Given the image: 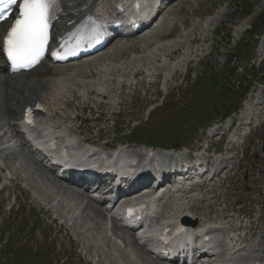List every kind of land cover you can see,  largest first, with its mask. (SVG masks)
Here are the masks:
<instances>
[{"label":"rangeland","instance_id":"obj_1","mask_svg":"<svg viewBox=\"0 0 264 264\" xmlns=\"http://www.w3.org/2000/svg\"><path fill=\"white\" fill-rule=\"evenodd\" d=\"M262 18L264 19V0H179L165 10L154 25L141 36L132 38L125 43H117L106 52V55L85 62L82 66L83 72L88 73V70H90V77L80 75L77 80L72 79L74 77H69L68 87L59 96H49L46 100L58 115L65 116V124L68 125L70 132L84 134L85 137L95 139V141L99 138L98 144L106 143L115 146L119 143L134 142L132 143L133 146H130L131 144L125 145L130 149L136 147V151L139 152L142 148L136 142L146 144L145 139L147 137L153 140L151 137L160 139L170 135L175 142H164L160 145L182 146L184 144V146L191 148L197 147L199 144L204 147L207 143L219 150L221 144H217V140L211 138L217 126L205 130L210 135L208 139L205 138V131L200 127L210 125L212 122L216 123L221 120L220 118L235 110L237 108L236 100L243 90L241 87L237 88V85L233 86V97L225 102L221 92L207 85L205 80L200 82L199 79H205V75L210 74L209 67L220 70L222 67L227 66L228 61H230L229 68L236 66L237 63L230 56L232 50H236L235 54H237V50L241 51V48L244 47L241 46L245 42L244 40L250 38L249 33L246 31L251 25L259 30L264 22ZM257 42V48L254 51H251L249 47L246 50V55L249 54V57L252 58L249 64L254 62V65H256L259 60H264V29L262 37ZM175 48L179 49L178 53H171ZM119 51L122 55H117L115 62L110 64L108 61L113 60L114 58L111 57L118 54ZM171 55L172 59L168 60L167 57ZM187 61H191V64L187 67L193 71L192 80L183 83L188 82L186 86H183L185 88L181 87L179 90H174L173 88L179 84L181 75L185 72ZM236 62L238 61L236 60ZM231 63L233 65H230ZM136 66H143L151 73L160 72V79H156L158 83L150 88V92L147 95L133 96L131 103L129 102V96L124 95L126 100L125 110L120 115L112 117V119H115L114 124H108V126L102 124L103 130L98 136L97 134H91L85 125H79L78 119H84L86 116L85 113H82L84 106L93 107L95 110L99 108L105 113H110L109 110L113 109L115 102L121 97V94L118 93L119 89H116L124 81L120 75L121 68ZM194 67L196 69H193ZM249 67L250 65H248ZM56 70L57 67L49 68L47 65H42L35 71L12 80L8 84L3 82L4 77L0 74V93L5 91L10 94H8L10 98L7 99L2 98L3 95L0 94V130L9 120L4 113L5 106L13 107L14 105L15 107L16 97L20 98L29 86H36L33 84L35 81L39 82L48 76H58ZM194 70L199 72L195 75ZM237 70L240 76L243 75L244 70H242V67ZM127 77L125 82H131V76ZM187 77H189L188 74L185 76V80ZM140 80L141 78L135 79L137 82ZM198 81L200 84L193 90L192 87ZM256 85L258 84L256 83L253 87ZM253 87L248 93L253 90ZM258 87L255 90L256 92L260 88L264 92L262 84ZM89 89L108 93L111 103L101 102L97 94L93 95L94 92L88 95L87 91ZM155 91L159 93L157 99H155ZM177 91L181 93L177 94ZM160 95L161 97H159ZM162 96H165L164 104L158 108ZM248 96L246 95L245 99ZM253 106L254 113L261 111L262 105L252 104ZM154 107L155 109L147 116L148 111ZM237 115L238 113L233 114L230 118L236 120ZM75 117L77 120H73ZM101 118L104 119L105 115L103 114ZM251 121L254 122L249 128H246L247 130H251V126L256 122L254 119ZM91 124H94V122H91ZM78 125L79 127H77ZM140 125H145L146 128L145 131L143 129L141 134H138L140 141H137L134 140L136 136L134 132L135 129L138 130L141 127ZM254 134L247 141L244 140V144L240 147L243 153L242 159L239 158L241 153L239 150L237 151L234 144L229 146V148H233L232 155L235 156L234 158L238 160V163L240 162V167L237 169L238 163H236V167L227 176L226 183L219 182L220 180L212 182L210 186L213 189L212 194L208 196L214 195L221 198L226 196L224 199L226 206L224 201L219 199L212 208L213 212L219 213L222 211V215L232 214L231 210L242 206L244 213L249 215L246 220L247 224L253 227V221L260 215L261 223L258 226L261 227L264 225V127ZM226 146L227 144L224 142V148ZM16 147H18V149H15L16 151L9 153L8 160L3 161L5 164L9 163L10 166L11 164L14 165L12 167L4 165V170L10 176L18 178L19 189L9 187L11 197L0 198V264H11L14 261L15 257L13 258L7 252L23 245L24 237L29 239L24 244L27 248L42 254L43 264L56 263L53 259L54 256L58 260L64 253H68L70 256L62 264H86V261L88 262V259L91 258L98 259L95 260L96 263L92 264H119L120 251L108 250V240L105 238V241L102 238L103 225L101 218H97L92 210L84 209L83 205H80L81 211L78 215H74V209H78L77 205L83 204L82 201L78 197L62 196L63 192L59 189L63 185L49 179L42 169L38 170L35 167V164V166L30 165L27 161L28 154L22 152L21 146ZM235 151L239 153L237 154ZM14 158L17 159L18 166L13 163ZM26 192L29 194L27 195ZM15 195L17 201L13 205ZM230 195H235L236 198L229 200ZM237 198H240V201H248L246 204L241 203L242 205L235 206L233 201ZM44 202L48 205L53 202L59 211L64 215H68L72 227L68 226L69 230L67 231L70 233L75 230L72 244L69 245L63 241V230L58 231L51 227L50 231H46L44 234H50L51 243L49 244L42 240L43 234L41 231L31 229L32 224L36 226L38 223L34 220V214L40 213V220H43L44 223L46 222L45 218L49 217L43 211V208L47 209ZM60 204L65 208L63 209L65 211L62 210ZM10 205H13V208L8 212ZM200 206L204 207L203 204ZM225 208H227L226 212L224 211ZM6 227H8V230H6ZM260 235L258 237H262V240L264 232ZM130 251L132 252L131 249ZM126 252L132 260V256L135 255ZM261 252H264V248ZM12 253L15 255V252ZM24 256H26L24 257L25 261L28 262L30 258L27 254H24ZM144 261L146 264H152V259L147 261L144 259Z\"/></svg>","mask_w":264,"mask_h":264},{"label":"snow or ice","instance_id":"obj_2","mask_svg":"<svg viewBox=\"0 0 264 264\" xmlns=\"http://www.w3.org/2000/svg\"><path fill=\"white\" fill-rule=\"evenodd\" d=\"M14 5H18V15L3 37V47L14 68H28L46 49L49 20L57 0H0V20Z\"/></svg>","mask_w":264,"mask_h":264},{"label":"bare ground","instance_id":"obj_3","mask_svg":"<svg viewBox=\"0 0 264 264\" xmlns=\"http://www.w3.org/2000/svg\"><path fill=\"white\" fill-rule=\"evenodd\" d=\"M77 2L78 1H80V0H76ZM94 3H95V0H86L83 4H77V6H76V8L73 10L74 12L75 11H79V10H81L82 9V7H86V8H93V6H94ZM162 12V11H161ZM160 12V13H161ZM141 36V35H140ZM139 37V36H138ZM114 52V51H113ZM100 54H102L101 56H100ZM106 55L107 53L106 52H104L103 53V51L101 52L100 51V53H98V54H95V55H92L91 56V60H93V59H95L96 57H102L103 55ZM114 54V53H113ZM99 55V56H98ZM107 58V57H106ZM111 60V59H110ZM98 61H100V60H98ZM103 61V60H102ZM108 61V60H107ZM109 62V61H108ZM107 63V62H106ZM105 64V63H104ZM82 65H83V60H78L77 62H75V63H72V64H70V66H67V65H65L64 67H68V69H75L74 70V72H73V74H70L71 76L72 75H76V76H78V75H84V74H87L88 75V73H85V72H83V70H82ZM61 67H63V66H61ZM106 67V66H105ZM64 70H67V69H62V71H64ZM80 72V73H79ZM86 72H88V71H86ZM59 79L58 80H61V77H58ZM14 82V81H13ZM31 85V84H30ZM46 87H48V86H46ZM47 90V89H46ZM33 91V90H32ZM47 92V91H46ZM90 92H92V91H90ZM49 95H50V93L49 92H47ZM0 94H2L3 95V97L2 98H10L9 97V95H7L6 93H5V91H3V93H0ZM38 94H39V92L38 91H33V92H28L27 93V96L26 97H23L22 99H21V101H22V103H21V106H24L25 104H27L28 102V100L29 99H33V98H37L38 99ZM253 100H252V98H250L249 100H247L246 101V103H245V106H246V108L248 109V111L244 114H241L239 117H240V119H239V121H241V122H239L238 124H237V126L235 127V129L233 130V134H234V136H239V134L241 133V130H242V127H243V123H242V121L244 120V119H248V118H250V117H252V109H251V107H250V105H251V102H252ZM44 102V101H43ZM45 103V102H44ZM46 104V103H45ZM47 105V104H46ZM16 111H18V108H13V107H7V106H5V109H4V113H5V116L6 117H9V119L12 121V120H15V114H17V112ZM249 112V113H248ZM4 115V114H3ZM8 125H9V127H10V129H12V131H14L15 129L13 128V125H14V123H11V122H8ZM60 191H62L63 192V195L62 196H66V195H70V196H73V197H82V195L85 193L83 190L81 191L80 189L78 190L76 187H73V186H70V185H66V186H62V188L60 189ZM72 198V197H71ZM64 199V198H63ZM67 199V198H66ZM154 198L153 197H151V198H148L147 200H148V209L147 210H150L154 205H153V203H154V200H153ZM77 200V199H76ZM71 201V200H70ZM73 201V200H72ZM74 201H75V199H74ZM66 202V201H65ZM75 203V202H74ZM180 205L182 204V205H185V203H186V200H184V199H179V202H178ZM77 204V203H76ZM85 205H84V209H90V210H92L93 211V214L97 217V218H102V219H104V218H106V214L104 213V211L102 210V208H101V206H99L95 201H93V200H91V199H89L86 203H84ZM93 215V216H94ZM153 228V227H152ZM145 230H152V229H149L148 227H146L145 226ZM204 230V229H203ZM123 253L121 254L127 261L129 260L128 259V256H127V254L125 253V251H122ZM133 255V254H132ZM141 257H143L142 255H141ZM145 262V261H144Z\"/></svg>","mask_w":264,"mask_h":264},{"label":"trees","instance_id":"obj_4","mask_svg":"<svg viewBox=\"0 0 264 264\" xmlns=\"http://www.w3.org/2000/svg\"><path fill=\"white\" fill-rule=\"evenodd\" d=\"M239 56H242V50H241V52H239ZM239 59H242V58L239 57ZM210 71L212 72V75L209 76V79H211L210 81H208V82H210L209 85L212 86L213 89H216L219 92H221L222 93L221 96L223 97L224 101L226 102L229 99L230 88L225 87L222 83H220L218 81V79H217L218 75L216 73H214V69L210 68Z\"/></svg>","mask_w":264,"mask_h":264}]
</instances>
